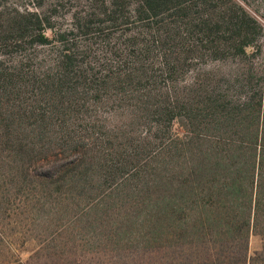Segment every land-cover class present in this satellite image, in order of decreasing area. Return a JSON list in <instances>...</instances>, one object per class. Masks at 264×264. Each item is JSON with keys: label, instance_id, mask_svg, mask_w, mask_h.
I'll return each instance as SVG.
<instances>
[{"label": "trees", "instance_id": "16d2710c", "mask_svg": "<svg viewBox=\"0 0 264 264\" xmlns=\"http://www.w3.org/2000/svg\"><path fill=\"white\" fill-rule=\"evenodd\" d=\"M41 7L0 3V220L35 225L26 260L250 264L263 75L203 67L247 57L258 20L237 0H86L58 28Z\"/></svg>", "mask_w": 264, "mask_h": 264}, {"label": "rangeland", "instance_id": "374dc122", "mask_svg": "<svg viewBox=\"0 0 264 264\" xmlns=\"http://www.w3.org/2000/svg\"><path fill=\"white\" fill-rule=\"evenodd\" d=\"M244 9L258 20L262 25V33H260L254 46L248 48V55L241 60L228 59L225 61L208 62L205 68L213 73H233L236 69L247 68L252 66L257 75H263L264 84V0H237ZM0 3L21 5L22 7L35 8L37 3H42L41 11L51 14L54 17V24L58 28L68 27L72 23V15L85 8L86 0H0ZM50 33V32H48ZM39 52H45L44 48ZM196 71V70H195ZM194 71V72H195ZM193 73H187L185 79H190ZM27 215H16L14 219L2 218L3 235H0V243L3 244L0 255V262L5 259H21L22 264H37L46 261V258L38 256L30 260L29 255L35 242L30 241L33 236L35 225L26 220ZM34 227V228H33ZM4 229V230H3ZM264 236L251 234L249 238V257L250 264H264ZM5 239L12 241L15 247L22 248L21 251H9L6 249ZM23 244V245H22ZM5 246V247H4ZM20 246V247H19ZM254 252L260 254L254 255ZM223 264H239L236 260L226 259Z\"/></svg>", "mask_w": 264, "mask_h": 264}]
</instances>
